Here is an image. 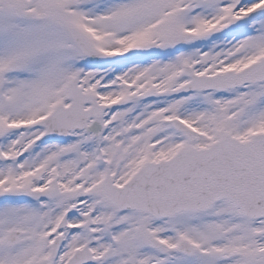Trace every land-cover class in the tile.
Wrapping results in <instances>:
<instances>
[{
    "label": "rangeland",
    "instance_id": "374dc122",
    "mask_svg": "<svg viewBox=\"0 0 264 264\" xmlns=\"http://www.w3.org/2000/svg\"><path fill=\"white\" fill-rule=\"evenodd\" d=\"M53 1H59L67 9L71 19L90 36H93V32H95L92 25L96 26L103 20H108V22H103L102 30L116 22L118 25H123L124 27L121 26L117 32L109 31L107 28L105 35L108 36L106 38L103 36L102 41L95 43H98L99 47L116 48L123 52H128L126 49L131 47L129 53L137 54L135 55L138 56L137 58H140V55H145L142 53L144 51L142 49L146 43L156 44L161 40L165 41L167 32L174 30L198 28L197 32L202 36L201 38L208 41L207 30L214 24L211 21L216 19L218 14L212 3L208 4L205 10L199 14L177 11L164 22L165 24L161 28L162 32H158L156 29L150 33L148 40L144 41V20L154 13L153 5L156 0H128L123 3H111L112 1L105 0L107 4L103 5L101 13H97L95 6L87 7L85 3L92 0H82L81 3L85 6L81 5L80 7L75 0ZM166 1L168 4L165 5V9L175 4L183 5L187 0ZM43 5L45 4L41 3L38 7L33 6V8L36 11H42ZM194 7L195 5L191 6L189 10L192 11ZM136 10L143 11L142 15L136 14ZM160 14L156 13L155 17L147 21L146 25H149ZM91 16H94V21L90 19ZM2 30L7 36V40H15L16 44H12L10 47L9 45L1 47L0 67L1 65L13 66L16 73L9 78L8 89L0 94V120L10 116V121L14 124L26 122L49 111L56 101L58 103L66 102L67 81L75 71L74 60L77 58L75 49L66 45L63 47L66 53L61 54L58 48L63 49L62 46L58 47L57 43L53 44L51 39L47 41V46L42 42L41 33H35L28 40L21 32H17L15 37L9 30H5L3 27ZM49 30L51 31V28L47 27L46 32ZM123 30L125 33L119 36ZM135 33L136 42L133 37ZM202 44H196L184 53L189 54V57L183 58L185 63L194 64L202 73H211L215 68L232 67L236 69L246 63L248 58L254 57L258 48L247 44L243 39L238 44H232L227 49V55L222 56L216 54L208 42L206 45ZM210 44L214 45L215 41H211ZM46 49L47 51H45ZM157 49L164 48L160 46ZM59 55L62 56L59 57ZM177 63L178 61H174V57L151 62L131 60L127 67L114 75L117 77L109 79L113 80V88L101 90L103 102L116 104L118 97L122 94L125 97L122 101L130 103V106L123 112L114 113L108 122L111 124V129L106 137L107 160L111 163L117 183L129 178L138 165L143 164L145 160L168 158L177 148L185 145L182 137L177 138L163 123V119L168 118L171 114H179L201 129L198 146L207 145L226 132H231L245 140L253 132L264 130V101L259 110L260 100L264 99L263 85L244 87L239 91L228 90L220 95L196 93L187 98L176 97L175 93L178 91L180 83L185 81L177 70ZM107 73V70H84L83 87L87 91L99 88L108 79ZM123 77L129 82L128 89L118 81ZM153 88L161 92V97L156 101L139 103L131 97L126 99L127 93H139ZM4 94L8 96L5 97ZM127 130L133 131L135 135L126 137ZM202 130L204 132H201ZM37 133L38 131H31L27 135L15 137H13V133H10L12 139L3 146L2 143L0 144V196L4 193H18L21 187L28 188V186L21 185L19 180L36 178L43 181L44 178H49L51 173L52 176L55 175L57 170L52 172V167L55 164L57 167L62 165L63 175L72 173L73 176L79 173L80 177L68 183L64 181L58 183L53 180L49 185L44 182L39 186L32 184L35 191L48 198L43 203L45 208L42 213L44 220H40L42 224L36 225L38 219L34 216L31 221L29 211L34 213L35 210H32L29 205L20 206L5 203L0 206V264H45V244L51 234L52 224L59 211L68 205H74L75 211L66 235L70 234L74 227L87 224V215L84 216L87 208L91 209L98 205L100 211L96 215L91 213L96 216L95 227L89 225L82 232H76L72 238L69 237V245L66 247L64 256L70 255L73 248L89 242L97 247L98 251L110 246L109 250L114 255L119 254L120 257V259L113 257L112 263L114 264H117L119 260L123 264L128 263L129 254L133 259V264H136L140 254H143L141 255L143 264L156 260L157 264H165L169 261L167 255L170 256L171 261L177 258L173 264H178L182 258L174 252L173 243L177 240L190 239L197 244L199 251L196 258L186 264H204L209 253H212L217 259L224 258L227 252L233 251L235 248H240L243 254L254 249V246L260 251L251 250L253 251L252 257L257 255L260 258L256 256L254 261L252 258L247 261L240 259L237 264H264V220L248 221L240 216L238 209L227 202L218 203L205 213H183L171 220H159L135 212H130L128 215V212L122 213L123 211L111 206L108 201L107 203L102 201L103 198L99 195L98 190L105 167L97 157L93 156V152L88 151L90 136L87 132L71 134L77 135V137L67 144L53 143L40 146L42 148L38 151L39 161L36 157L32 158L33 154L28 151L29 155L21 166L10 165V162L6 160L7 157L13 158L18 155L26 148V146L24 147L25 142L31 137L34 139ZM152 136L156 137L152 138ZM28 144L31 147L37 146L36 143L31 144V140ZM91 144H94V140H91ZM83 148L86 150L82 152ZM88 154L90 161L83 163V158ZM66 156L70 157L67 161L64 159ZM26 169L33 170L32 177L24 176ZM86 190L92 192V197L88 203L82 200L78 204L77 200L84 195ZM111 219L113 221L120 220L126 225L130 223L135 225L134 228L137 229V232L135 235L131 234L133 238L129 242L134 245L124 249L120 244L108 238ZM14 227L22 229L25 235L20 247L9 249L4 246L2 238L8 229ZM125 228L127 229V227ZM146 229L164 241L163 248L157 250L158 252L143 248L142 252L139 251L137 241L145 240ZM126 238V235L121 234L120 241ZM135 240H137L136 243ZM261 240L263 242L260 243Z\"/></svg>",
    "mask_w": 264,
    "mask_h": 264
},
{
    "label": "bare ground",
    "instance_id": "6f19581e",
    "mask_svg": "<svg viewBox=\"0 0 264 264\" xmlns=\"http://www.w3.org/2000/svg\"><path fill=\"white\" fill-rule=\"evenodd\" d=\"M70 178H71V175H66L65 180L69 181ZM209 225H211V224H209ZM119 230H120V229H119L118 226H115V227H114V231H115V232H117V231H119ZM120 232H121V231H119V233H120Z\"/></svg>",
    "mask_w": 264,
    "mask_h": 264
}]
</instances>
